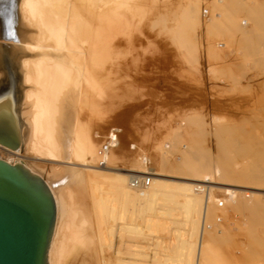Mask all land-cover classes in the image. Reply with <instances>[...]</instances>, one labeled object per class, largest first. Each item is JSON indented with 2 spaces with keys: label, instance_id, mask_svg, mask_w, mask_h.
Masks as SVG:
<instances>
[{
  "label": "bare ground",
  "instance_id": "bare-ground-1",
  "mask_svg": "<svg viewBox=\"0 0 264 264\" xmlns=\"http://www.w3.org/2000/svg\"><path fill=\"white\" fill-rule=\"evenodd\" d=\"M138 1L143 2L137 11L142 21L153 13L160 2L168 3V0ZM113 2L118 3L116 0ZM80 9V0H0V83L5 75L3 64L6 58L18 76L16 98L13 92H10L12 96L0 93V117L14 125L20 140L16 148L0 143L1 151L7 153L6 156L1 154L0 158L22 164L43 177L55 197L57 220L47 264H134L133 260L125 258L129 250L126 254L123 248L124 235L129 236L130 231L136 230L137 234L140 232L139 235H142L146 226H129V220L133 221L130 213L143 208L155 212L158 205L165 210L162 213L159 210L162 215L167 211L170 218L178 219L181 216L177 220L180 222L178 227L184 224L186 228L183 225L177 228L181 232L185 228V235L176 232L174 236L178 237L174 239L177 238V242L172 240L174 245L164 246L166 250L164 244L157 245L163 249L160 251L164 255L160 254L165 257L159 259L161 255L156 249L155 252H158L154 253L151 264L152 261L159 264L250 262V258H247L245 262L241 259L243 262L240 263V257H235L232 250L226 249L230 245L225 246L224 250V241L212 229L213 221L221 215L225 216L230 207L233 211L254 212L255 206H261L262 201L254 197H259L262 193L257 190L263 188L247 185L259 180L257 167L253 171L255 165L251 170L246 164L231 160L235 150L245 153L243 150L247 147H244L250 146V136L245 140V131L242 132L246 130L243 124H247V121L239 123L236 118V122L226 120L220 122L221 126L216 124L221 127L213 132L220 147L216 163H213L210 150L204 143L210 130L205 128L200 114H191L179 122L178 128L168 130L163 137L168 142L167 146L164 144L166 141L154 140L155 156L162 167L160 171L150 168L143 155L133 159L130 169L116 167L119 159L116 160L115 151L109 143L107 149L102 148L94 131L97 118L103 114L100 100L118 95L110 85L113 79L106 84L108 81H104L101 74L108 59V40L127 29V22L117 9L99 14L94 22L83 16ZM243 12L247 19L245 16L241 18ZM160 14L161 18L157 16L155 23L166 27L183 53V59L193 69L200 65L201 47L207 62L222 59L226 53L224 49L231 45L240 49L245 59L264 62V0H183L173 14L167 13L170 16ZM201 39H204V46ZM221 41L226 45L223 49ZM108 76L105 74L106 78ZM84 110L90 113L88 119L82 116ZM178 156L180 159L175 160ZM262 170H259L260 174H264ZM141 173H150L152 179L148 187L138 189L132 186L131 179L133 175ZM172 177L182 180H172ZM217 190L223 191L225 197H218ZM221 201L222 206L219 205ZM134 207H139L138 211ZM121 213H126L124 217L129 213L128 222L126 216L120 219H125L126 224L124 220L112 223L119 221L117 218L122 216ZM138 213L142 215V211ZM157 213H154L155 218L159 216H156ZM174 213L179 215L176 216L178 218ZM148 214L145 215L147 229L153 230L156 226V232L160 225L163 227L161 230L165 231L167 223L162 222L166 220L161 222L156 218V223L154 215L150 214L151 219ZM173 218L169 220L177 223ZM126 225L130 228L129 232ZM256 238L251 239L250 243L258 242L257 245L264 246L262 238L261 242L254 240ZM167 250L169 253L165 255ZM134 252L130 254L138 253Z\"/></svg>",
  "mask_w": 264,
  "mask_h": 264
},
{
  "label": "rangeland",
  "instance_id": "rangeland-1",
  "mask_svg": "<svg viewBox=\"0 0 264 264\" xmlns=\"http://www.w3.org/2000/svg\"><path fill=\"white\" fill-rule=\"evenodd\" d=\"M182 1L183 0H168L167 5L160 2L158 7L153 10V13H149L147 18L142 21L137 11L143 6V2L138 0L127 2H124V0H116L119 5L113 2V0H80V13L91 21L93 20L92 22L96 21L99 14L109 12L112 9H117L121 18L123 17L124 21L127 22L125 23L127 29L120 32V35L117 34V36L115 35L108 40V59L107 63H105L106 65L104 64L101 70V74L102 77L104 76V81L106 82L109 79H113L112 81L109 80L110 85L113 86V88H110L113 89L114 93L116 91L118 95H114V97L111 96L112 98L108 96L102 97V100H100L103 114L101 118H97V125L94 131L96 134L94 133V135L96 140L100 142L102 148L104 144L109 143L110 147L115 151L116 160L119 159L116 161L118 164H116V167L119 166V168H123L124 170L130 169L132 168L131 164L133 159L138 157L141 158V155H143L148 161L146 164L150 168H155L156 171H160L162 167L158 164L159 161H157L155 156L156 149L153 147L155 144L154 140L156 139L155 142H157L160 139L162 142H165L166 140L164 138L168 130L178 128L179 124H181L179 122H181L186 115L200 114L206 126L205 128L210 130L204 143L210 150L209 152L212 155L213 163H216V157L219 156L218 154L220 153V147L216 140L217 137H215L216 135L213 133L214 130H218L221 126L220 122L222 123L226 120L236 122V118H238L237 122L239 123L240 121L241 123L247 121V124H243L246 130L242 132L245 131V133H243L244 139L246 140L245 137L249 135L252 142L249 143L250 140L248 142L250 146L246 145L244 148L247 147V149H249L252 147L254 149H249L250 152L247 149V151L243 150L245 153L240 150H235L238 155L233 152L234 158H231V160L236 163L240 162V164L244 163L248 168L251 167V170L255 165L253 171H255L257 167L256 173L258 176H256L259 177V182L255 181V183L252 181V183L249 182L247 185L263 188L257 190L262 194H259V197H254L262 201L261 206H255V208H253L254 212L253 210H235L237 213L233 211V208V210H231L230 207L228 211L231 214L227 211L225 216L221 215L216 218L217 221H213L212 229L215 231V234L217 233L216 235L218 238L224 241L222 243L224 250H232L233 252L231 251V253H233L235 257H240V263L250 258L251 260L249 259L250 262L247 261L248 263L252 264V260H255L256 262L254 261L253 264H258L257 261L259 260V264H262L264 263V253L262 252L264 251V246L260 244L257 245L258 242L253 245L251 243L255 236L258 238L254 240L261 242L262 238V241H264V174L263 172H261V174L259 172L261 169L264 171V144H262L264 143V123L260 122V120L264 122V62L258 63L251 61L250 58L245 59L244 55L240 53V49H236L233 45L227 48L225 42L221 41L220 46H222V48H220L223 49L226 47L224 49L226 53H224L222 59H215L211 62H207L203 47H201L202 51L200 50L201 53L199 52V55H201V60L199 59L200 65L195 69L191 68L183 59V53H181V50L179 51L177 44L172 39L170 33H168L166 27L162 24L155 23V19L157 16L161 15L160 13L173 14ZM123 2L128 4H124L125 6L122 4V6H120V3ZM116 5L119 7H116ZM99 7L100 10L98 9ZM168 15L169 14H167V16ZM244 16L247 19L248 16L245 15V12L241 14V18H244ZM169 23L171 25L173 24L172 21ZM111 41L112 43L109 44ZM201 41L203 44L202 46H204V39H201ZM209 64L211 66H209ZM3 67L5 75L3 76V81L0 83V93L5 92V94L7 93L9 96H12L10 92H13L16 98L18 93L17 73L14 71L7 58L4 60ZM235 69L236 71H234ZM230 73L232 74L231 77ZM105 74L109 76L106 78ZM109 81L105 83L109 84ZM114 85L117 87H114ZM86 115H88V117H86ZM89 115L90 113L87 110H84L82 113L84 119H88L90 117ZM249 122L250 124H248ZM216 124L220 126L218 127ZM254 126L256 128L252 129ZM145 137L147 139H145ZM112 140L114 141L112 142ZM256 141L257 144L255 143ZM164 144L167 146L168 142L166 141ZM254 150L256 151L254 152ZM257 150H259V152L261 150L262 153H259ZM1 154H3L2 156H6L7 153L0 149V155ZM241 156H243V158ZM261 157H263L262 160ZM178 159H180L179 156L175 158V160ZM256 162L259 163L257 164ZM260 164L262 168L259 167ZM103 165L106 166L105 164ZM132 174H134V172ZM171 179L182 180L175 177ZM248 190L255 191L254 189ZM217 191V195L219 194L218 197H225L223 191ZM245 198L250 199V197ZM158 206L159 208L158 210L156 209L158 212L156 216L159 214L158 221L162 222L166 220V222L164 221L165 223L162 222L165 225L167 223V230L164 228L165 231L161 230L163 227H159L160 225H157L159 229L156 230V232H154L156 226H154L153 230H151V228L149 230L147 229L149 227L146 223V214L149 213L148 216L153 219L152 216L154 213L156 214V211L154 212L153 210H150V212L148 209L145 210V208H143V210H141V215L138 213L141 212L140 210L138 211L139 207L136 208V206L134 210L138 212H134V214H132L133 212L130 213L132 215L130 218H133V221L129 220L130 223H127L128 219H130L128 217L129 213H127V217L125 216L127 222L125 219H123L125 222L121 220L125 224H131L133 228H136L135 226L137 225H142L141 227L146 226V228H143L144 230L142 229L144 233L141 232L142 235H139L140 232L139 234L136 233L138 232L137 230L132 232L128 225H126L131 235L129 234L128 236V234L125 233L127 232L126 229L124 233L127 237L124 235L126 240L123 239V248L126 254L129 250V254H125L126 256H124L126 259L130 258L129 260H133L135 262L134 264H147V262L151 264V259L153 260V256H155L154 253L158 252V250L155 252L156 249L160 248L157 245L164 244L163 247L166 245L167 247L170 245L172 246L174 245L173 242H177V238L174 239V237H178L180 234L185 235L183 234L186 228L184 224H182L185 227L184 232L177 229L182 226L180 225L178 227L180 222L177 221L179 218L181 219V216L177 214L179 218L176 217L177 215L175 213L177 212L174 213L175 215L172 214L178 218L175 219L171 216L178 224L176 222L173 223V220H169L172 219L168 215L169 213L167 214L166 211L162 215L161 213L165 210H162L163 208L161 205ZM159 210L161 213H159ZM145 211H147V213ZM123 214L124 213H121L122 216L120 215L121 217L117 218L119 221H112V223L121 222L120 219L124 217ZM150 214H152V216ZM153 217L155 218V215ZM222 217H227V219H223ZM156 218L154 220H156ZM158 221L156 220L155 222L157 223ZM156 223L154 224L156 225ZM158 224L161 223L159 222ZM176 232H178V235L174 236L177 234ZM228 245H230V248ZM165 248L166 247H164V249ZM160 250L163 249H159L158 255L163 253V251ZM131 251H136L138 253L134 252L136 254H130ZM167 251H164L165 255L169 253V251ZM248 251L250 253H248ZM107 252L109 254V251ZM162 255H164V253ZM162 255L158 258L162 259V257H165ZM153 262L155 263V261H152V264ZM247 262L245 263L248 264ZM156 263L159 264L157 261Z\"/></svg>",
  "mask_w": 264,
  "mask_h": 264
},
{
  "label": "water",
  "instance_id": "water-1",
  "mask_svg": "<svg viewBox=\"0 0 264 264\" xmlns=\"http://www.w3.org/2000/svg\"><path fill=\"white\" fill-rule=\"evenodd\" d=\"M0 143L16 148L17 129L0 117ZM57 220L43 177L0 158V264H47Z\"/></svg>",
  "mask_w": 264,
  "mask_h": 264
},
{
  "label": "built area",
  "instance_id": "built-area-1",
  "mask_svg": "<svg viewBox=\"0 0 264 264\" xmlns=\"http://www.w3.org/2000/svg\"><path fill=\"white\" fill-rule=\"evenodd\" d=\"M105 149H107L109 146L108 144H104ZM104 163V162H103ZM152 179V175L150 173H141V174H135L133 175L131 179V184L132 186L138 188V189H143L146 188L150 185ZM220 206L223 205V202L221 201Z\"/></svg>",
  "mask_w": 264,
  "mask_h": 264
}]
</instances>
